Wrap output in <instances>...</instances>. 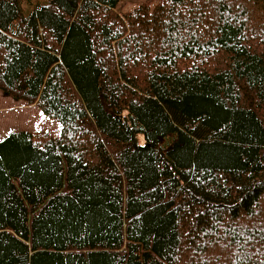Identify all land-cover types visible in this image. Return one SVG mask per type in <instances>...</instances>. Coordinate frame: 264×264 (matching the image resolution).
Listing matches in <instances>:
<instances>
[{
	"label": "trees",
	"instance_id": "16d2710c",
	"mask_svg": "<svg viewBox=\"0 0 264 264\" xmlns=\"http://www.w3.org/2000/svg\"><path fill=\"white\" fill-rule=\"evenodd\" d=\"M119 1L0 0V264H264V0Z\"/></svg>",
	"mask_w": 264,
	"mask_h": 264
},
{
	"label": "rangeland",
	"instance_id": "374dc122",
	"mask_svg": "<svg viewBox=\"0 0 264 264\" xmlns=\"http://www.w3.org/2000/svg\"><path fill=\"white\" fill-rule=\"evenodd\" d=\"M163 0H120L117 13L130 11L140 4L153 8ZM19 130L47 131L56 135L59 125L46 118L34 105H25L0 91V141L10 132Z\"/></svg>",
	"mask_w": 264,
	"mask_h": 264
}]
</instances>
